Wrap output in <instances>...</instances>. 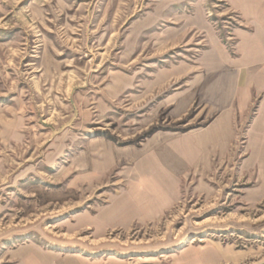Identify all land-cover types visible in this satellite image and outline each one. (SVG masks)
I'll use <instances>...</instances> for the list:
<instances>
[{"label": "rangeland", "instance_id": "374dc122", "mask_svg": "<svg viewBox=\"0 0 264 264\" xmlns=\"http://www.w3.org/2000/svg\"><path fill=\"white\" fill-rule=\"evenodd\" d=\"M223 10L0 0V264H264V167L244 164L246 120L209 168L177 169L162 206L133 202L164 187L140 148L208 123L176 97L202 23L222 37L234 25Z\"/></svg>", "mask_w": 264, "mask_h": 264}, {"label": "crops", "instance_id": "0c3cea01", "mask_svg": "<svg viewBox=\"0 0 264 264\" xmlns=\"http://www.w3.org/2000/svg\"><path fill=\"white\" fill-rule=\"evenodd\" d=\"M221 2L225 4L221 14H228L234 25L222 37L202 23L205 46L194 69L189 68L193 76L186 89L176 97L182 112L197 104V113L208 123L179 136L158 134L140 148L137 154L148 153L144 165L154 169L152 183L164 186L150 198H134L140 210L145 202L155 208L172 198L167 184H178V168L181 173L194 167L207 169L214 154L229 151L244 120L248 122L244 164L264 167V0ZM147 188V184L142 187ZM131 219H140V214Z\"/></svg>", "mask_w": 264, "mask_h": 264}]
</instances>
